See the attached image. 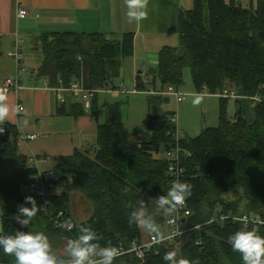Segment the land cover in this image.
Wrapping results in <instances>:
<instances>
[{
	"label": "trees",
	"instance_id": "16d2710c",
	"mask_svg": "<svg viewBox=\"0 0 264 264\" xmlns=\"http://www.w3.org/2000/svg\"><path fill=\"white\" fill-rule=\"evenodd\" d=\"M178 34L177 46H164L159 51L157 72L150 74L159 85L152 90L178 88L183 68L188 67L198 91L234 89L238 95L233 99L234 120L227 115L229 99L219 98L216 126L195 137L184 135L176 140L173 113L162 112L158 105L169 96L149 95L148 134L133 140L124 127L119 104L107 103L105 120L98 124L92 148L78 149L66 159L62 175L52 180L61 191L48 190V213L54 216L63 211L73 225L67 231L55 227L42 210L27 228L15 220L20 205L31 207L25 204L26 196L34 197L38 207L40 202L32 192L21 191L34 169L28 167V158L19 149L17 126L4 119L0 122L4 129L0 133V235L42 231L51 244L52 239L63 237L66 241L80 235L81 227H90L102 247L127 250L141 244L140 228L129 223V213L137 201L147 203V211L151 200L166 194L172 180L164 153L178 145L184 178L192 188L187 199L192 213L186 221L198 227L151 246L143 258L126 252L116 256L113 264H138L139 259L142 264H165L163 256L174 250L177 259L198 264H242L228 237L251 228L230 220L206 222L218 213H245L264 219V0H250L249 6L238 0H193L192 7L179 16ZM37 48L41 54L37 74L46 77L50 85H58V80L69 85L76 80L94 91L89 109L80 102L65 105V113L77 116L92 110L96 92L109 89L124 58L132 56L133 41L131 33L114 38L99 32H53L42 34ZM135 78V89L144 91L140 75ZM75 193L91 206L90 216L81 222L72 217ZM159 213L156 220L167 212ZM258 230L264 235V227ZM0 261L15 264V258L2 250Z\"/></svg>",
	"mask_w": 264,
	"mask_h": 264
},
{
	"label": "crops",
	"instance_id": "0c3cea01",
	"mask_svg": "<svg viewBox=\"0 0 264 264\" xmlns=\"http://www.w3.org/2000/svg\"><path fill=\"white\" fill-rule=\"evenodd\" d=\"M192 5L193 0H148L147 17L137 22L126 15V0H0V55L12 49L15 40L19 41L21 48V42L29 38L34 39L37 45H29L27 49L40 53L37 48L39 37L46 33L99 32L117 38L131 33L133 54L124 58L120 73L123 76L125 71L130 72L134 87L135 76L140 75L145 86V90L140 92L148 97L159 95L152 90L158 87V83L147 73V69L156 68L162 47L178 45L179 16ZM19 8L27 10L24 18L18 17ZM1 57L0 91L4 80L14 76L16 71L13 61L8 67L1 62ZM29 58L33 59L32 65L24 63L23 55L22 65L26 70L19 74L20 88L5 94L3 103L9 108L5 120L19 130L20 151L27 158L33 155L47 158L49 164L41 166V169L51 168L59 177L66 159L78 149L94 144L98 124L105 120L104 109H99L96 100L92 110L83 114L73 116L65 113L66 104L81 103L80 99L65 95V102L61 103L51 88L55 85H50L49 81L46 84V77L37 74L40 60L34 56ZM29 66L32 67L30 71ZM6 68H10L8 73L4 70ZM18 105L23 106V110L20 111ZM29 135H34V138L27 139Z\"/></svg>",
	"mask_w": 264,
	"mask_h": 264
},
{
	"label": "clouds",
	"instance_id": "9594fccd",
	"mask_svg": "<svg viewBox=\"0 0 264 264\" xmlns=\"http://www.w3.org/2000/svg\"><path fill=\"white\" fill-rule=\"evenodd\" d=\"M147 2L148 0H126L128 18L137 22L145 19ZM20 16H23V12ZM5 99V93L0 91V122H3L9 113L8 105L3 103ZM200 102L201 97L197 95L193 99V104ZM3 131L4 129L0 128V133ZM191 194L190 184L176 180L171 183L166 194L155 198L157 209L169 213L168 224H175V219L171 217L172 210L184 206ZM25 204H30L31 207L20 205L15 220L27 228L41 208L32 196L25 197ZM137 205L129 213V223L136 224L137 227L153 234L154 242L159 243V225L153 216L147 213L143 200L137 201ZM68 227L71 228L73 225L69 224ZM79 232L80 235L68 240L64 256H58L52 251L49 238L42 231H17L15 235H0V250L6 255H12L15 264H113L118 255L116 248L102 247L98 234L90 227H81ZM228 242L233 251L240 253L242 264H264V235H261L258 229L237 230L228 237ZM163 261L165 264H198L184 258L177 259L175 250L167 252L163 256Z\"/></svg>",
	"mask_w": 264,
	"mask_h": 264
},
{
	"label": "rangeland",
	"instance_id": "374dc122",
	"mask_svg": "<svg viewBox=\"0 0 264 264\" xmlns=\"http://www.w3.org/2000/svg\"><path fill=\"white\" fill-rule=\"evenodd\" d=\"M244 6L250 5V0H238ZM255 0H253V3ZM23 36V35H22ZM111 37L117 38L115 35ZM37 45L34 39H24L21 42L20 50L24 55L26 61L24 63H29L32 65L33 59L29 57H36L40 59L41 54L39 52L32 51L27 47L30 45ZM11 50V49H10ZM2 54L0 55V57ZM4 62L6 66L10 67L13 63L9 57L4 54L1 57V62ZM122 63V67H123ZM28 68V66H26ZM32 67L29 66V70ZM9 72L10 68L4 69ZM145 74V73H144ZM145 76H149L147 73ZM183 82L177 88V91L184 95L182 101H177L175 96L169 95L168 101L165 103H158L159 108L162 112L168 111L170 114L173 113L176 127L178 130L188 137H195L200 134L202 130L207 127L216 126L218 123V113H219V96L217 93H211L207 89H202L200 91L196 90L193 85L190 69L188 67L183 68L182 71ZM159 85V84H158ZM201 97V102L199 104H193V99L196 96ZM93 100V98H91ZM97 106L99 109L105 113V106L103 103H118L120 108V113L122 120L124 122V127L129 132V134H134L137 137H134L133 140H140L147 136V116L149 114V104L148 96L144 92H137L134 89L133 77L130 72H126L122 76L120 73L117 77L112 79L111 85L108 90H103L96 93ZM235 106L234 100L229 98L227 102V115L229 118H232L234 113ZM49 160L44 165H48ZM60 192V188L54 189V191ZM22 192L30 193L32 190L28 185H25L21 189ZM150 201V200H149ZM154 200H151L148 206L147 213L151 214L155 222L161 226V230L164 234L170 231V225L166 223L167 213H164L159 220H156L160 210L156 208ZM72 217L77 222L86 220L91 214V206L89 202L80 194L75 193L72 195ZM218 208L215 209V215L218 212ZM1 214V209H0ZM155 214L157 216L155 217ZM161 215V214H160ZM1 217V216H0ZM140 228V227H139ZM142 240H146L149 233L140 228ZM55 244V245H54ZM66 242L63 237L52 239L51 247L52 251L58 256H64ZM174 249V248H173ZM142 259H139L142 264ZM137 264V263H134Z\"/></svg>",
	"mask_w": 264,
	"mask_h": 264
},
{
	"label": "built area",
	"instance_id": "2783aa9c",
	"mask_svg": "<svg viewBox=\"0 0 264 264\" xmlns=\"http://www.w3.org/2000/svg\"><path fill=\"white\" fill-rule=\"evenodd\" d=\"M23 12V16H20V13ZM17 15L19 18H24L27 15V10L23 8H19L17 11ZM7 57H9L16 65L15 75L12 77H8L4 80L2 84V91L7 94L10 92H16L20 88V80L19 74L24 72L26 69L22 65L23 63V55L19 48V41L15 40L13 43V47L11 50L6 52ZM45 83L47 84L48 79L44 78ZM57 95L58 100L61 103L65 102V95H70L72 98L80 99L83 107L85 109H89L91 105V98L94 94L92 89H87L80 81H72L69 85H64L61 80H58V85L51 87ZM135 89V87H134ZM136 91V89H135ZM159 94L163 95H173L175 96L177 101H182L184 99V95L177 91V88L173 86H167L163 91L158 92ZM219 98H231L235 99L238 97L234 89L232 88H223L221 91L216 92ZM18 109L21 111L23 110V106L18 105ZM232 115V120L233 119ZM171 122L175 123L174 117H172ZM184 134L182 131L176 128L175 131V139L178 140L180 137H183ZM34 135L27 136V139H33ZM168 161L167 171L170 175L172 182L179 180L181 182L188 183L187 180L184 178V167L181 163V148L176 145L170 147L168 150L165 151L164 157ZM28 167L34 169V174L29 182V187L31 188V192L38 198L40 202V208L46 216L50 217L57 228H64L67 231L72 229L68 227L71 224L69 218L64 216L63 211H58L54 216H50L48 213V205L50 203L48 197V190L54 191L55 187L52 183V180L55 179V174L53 169H41V166H45L44 164L47 163V158H41L38 156H30L27 160ZM192 211L188 206V202L186 200L184 206L177 207L176 209L172 210L171 217L175 219V224H168L169 213H167L166 223L170 225V231L164 234L160 231V242L165 243L166 241H170L184 233L191 231L198 226H189L186 221V218L191 215ZM230 220L234 222H240L246 228H256L259 229L260 227H264V219H262L258 215H251V214H223L218 213L216 216L209 219L206 224ZM72 225V224H71ZM72 237H68L66 239V243L68 240L72 239ZM155 236L153 234L149 235L146 240H142L141 244L136 245L133 244L131 248L124 250L123 248H119L118 255L124 254L126 252H133L138 258L144 257V252L146 249H149L151 246L158 244L155 243ZM149 245H151L149 247ZM117 255V256H118ZM0 264H4L0 261Z\"/></svg>",
	"mask_w": 264,
	"mask_h": 264
},
{
	"label": "water",
	"instance_id": "95a60500",
	"mask_svg": "<svg viewBox=\"0 0 264 264\" xmlns=\"http://www.w3.org/2000/svg\"><path fill=\"white\" fill-rule=\"evenodd\" d=\"M157 72V68H148L147 69V73L148 74H155ZM139 73H142V71H139ZM107 103L105 102V103H103V105L105 106ZM92 147H89V150L91 149ZM163 156V155H162ZM144 204H145V207H146V205H147V203H145L144 202ZM136 206H138V205H136Z\"/></svg>",
	"mask_w": 264,
	"mask_h": 264
},
{
	"label": "bare ground",
	"instance_id": "6f19581e",
	"mask_svg": "<svg viewBox=\"0 0 264 264\" xmlns=\"http://www.w3.org/2000/svg\"><path fill=\"white\" fill-rule=\"evenodd\" d=\"M237 94V93H236Z\"/></svg>",
	"mask_w": 264,
	"mask_h": 264
}]
</instances>
